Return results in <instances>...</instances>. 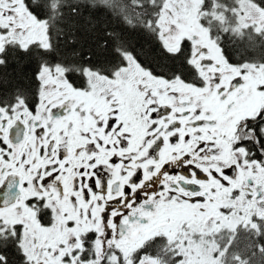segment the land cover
Returning a JSON list of instances; mask_svg holds the SVG:
<instances>
[{"label":"snow or ice","instance_id":"1","mask_svg":"<svg viewBox=\"0 0 264 264\" xmlns=\"http://www.w3.org/2000/svg\"><path fill=\"white\" fill-rule=\"evenodd\" d=\"M220 2L0 0V264H184L187 221L174 235L160 230L139 247L127 245L157 227L166 206L203 215L218 191L204 190L209 181L230 201L242 197L264 212V181H257L264 178V103L236 121L232 161L208 163L220 150L214 109L204 101L211 98L224 113L242 97L264 101V0L224 2V20L216 21L209 13ZM194 5L199 30L183 35L182 13ZM130 77L148 124L135 152L127 151L131 134L116 99ZM89 95L103 99L106 118L88 106ZM87 118L94 127L85 129ZM74 129L83 141L76 146ZM193 137L190 153L174 151V160L160 163L165 140L175 148ZM241 173L248 178L234 188ZM66 195L75 219L57 207ZM233 214L243 217L234 208L220 213ZM247 224L259 241L264 216L252 211ZM237 236L233 242L255 256L251 234Z\"/></svg>","mask_w":264,"mask_h":264},{"label":"flooded vegetation","instance_id":"2","mask_svg":"<svg viewBox=\"0 0 264 264\" xmlns=\"http://www.w3.org/2000/svg\"><path fill=\"white\" fill-rule=\"evenodd\" d=\"M244 3H247V0H243ZM249 8L251 11L255 12V8L249 5ZM217 11H219V14H216ZM209 15L212 16V18L216 21H223L224 20V13L223 9H218L217 6L212 9V12L209 13ZM202 17H197L195 23L191 25V29H187L185 27H181V34L186 35L189 33L190 30H199L198 21L201 20ZM185 20H183L184 22ZM100 85V82L97 81L94 83L93 88L94 90L98 89ZM106 86V85H105ZM102 91V89H100ZM182 91H185L186 89H181ZM193 95H196L199 99L200 96L197 93H193ZM86 99L89 101L88 106L94 107L98 114L102 115V118H106L108 113V106L104 103L103 99L98 95H89L86 97ZM116 99L119 101L120 108H121V114L120 119L125 121V131L129 132L131 134V139L129 141V146L127 151L128 152H135L136 149L140 146V144L143 142L146 135H148L147 128L148 124L145 123V119L140 118V112H142L141 108V101L142 97L136 93L135 86L131 81V77L129 78V81L125 83L122 87V90L116 94ZM167 103L168 101H163ZM261 103H264V101H261V99L258 96L253 95V97H250L248 99L241 98V101L238 102L237 107L230 113H224L223 106H217L214 101L209 98L208 100H205L203 103V107L207 110L209 108L214 109L213 111V118L216 119L217 123L213 131V135L217 137V146L219 148V153L215 157H212L211 161L208 162L210 167H215V165L218 162H223L225 165L232 161V154L230 152V141L233 140V132L235 131V123L237 120H240L245 115L251 114L255 109H257L259 106H261ZM231 116L233 119L229 121L228 117ZM182 123H187V120L182 121ZM85 129L89 125L94 127V124L92 123L90 118H87L84 121ZM77 128H79V121H77ZM197 131V129H191L189 128L187 130L188 134H191L193 132ZM201 131H204L203 129ZM185 133L182 132L181 136H183ZM75 138L70 141V143L73 146H76L78 143H83V141L79 140L78 135H76V130L74 129L73 134ZM227 137V139H224L223 137ZM199 139H211V137L207 136H201ZM196 143H198V139L193 137V139L188 143L184 144L182 141L181 143L177 144L175 148H171L167 144V140H165L164 147L160 149V163L163 164L164 162L168 160H174L172 157V152L176 151L179 152L181 149H183L184 152H191L192 149L195 147ZM150 146V145H149ZM111 153H109L110 155ZM117 155H123V153H116ZM138 155H144L143 152L139 153ZM104 153H101V159L103 158ZM78 163V161L73 162ZM151 161H148L146 164L141 165L142 167H147L148 164H150ZM118 171V169L116 170ZM248 178V174L241 173L240 176L237 178V182L233 185L234 188H239L240 184L244 182ZM258 182L264 181V178H257ZM65 191L67 194H71V173L69 174V177L65 178ZM204 190L207 191L208 188L215 187L218 189L217 195L214 198L215 203L210 205H205L206 212L209 214L211 210L218 207V211H227L232 208L236 210L246 209L250 208L255 210H258L255 208V205L251 203H244L242 204V197L240 199H237L235 201L229 200V192L219 189V185H217L214 181H209L207 185H204ZM52 199H56L55 193H53ZM79 203V201H78ZM57 207L61 209L62 212L67 211L70 213L69 218L75 219V213L72 212V206L68 203L67 195L65 196L64 200L57 201ZM196 210V208L187 206V205H170L166 206L165 209L162 212L161 218L159 220V225L157 227L153 228H146L141 230L140 234L138 236H134L132 240L129 241V244L127 247H139L140 244L144 243L145 240H150L151 236L155 235L157 231L163 230L166 228L167 224L165 223V218H168L170 222L172 221V214L173 210ZM221 211V212H222ZM259 211V210H258ZM172 212V213H171ZM256 213V212H255ZM185 214H187L185 212ZM192 215H196L193 213ZM257 216H264V212H259L256 214ZM189 218H185V221H188ZM58 223H62V220L60 217H57ZM235 230H233V233H235L239 228L241 229H251L253 231H256L255 229H252L250 227H245L243 224H239L235 226ZM191 230V229H190ZM78 231H87V226L78 229ZM228 234V232H224ZM219 234H223L222 232L218 233L215 232L214 236L206 235L208 239H212L216 242H218V239L220 238ZM63 235H66L63 234ZM190 242L194 241L197 244V249L200 250V241L203 238L202 233L200 231L195 230L194 233H190ZM211 237V238H209ZM60 238V234L57 235V239ZM195 240H194V239ZM232 237H230L231 240ZM190 242L188 245H190ZM193 248L195 246L190 245ZM152 249H155L153 246ZM181 248L183 254H187L188 252ZM182 257H184L182 255ZM187 257V256H185ZM189 258V257H188ZM190 259V258H189ZM192 260V259H191ZM190 260V261H191ZM152 264H156L155 261L152 262Z\"/></svg>","mask_w":264,"mask_h":264},{"label":"rangeland","instance_id":"3","mask_svg":"<svg viewBox=\"0 0 264 264\" xmlns=\"http://www.w3.org/2000/svg\"><path fill=\"white\" fill-rule=\"evenodd\" d=\"M197 4H198V0H197ZM197 17L198 16L196 14V5H194L191 10L182 13V19L185 21L182 23L181 27L191 29L190 26L195 23ZM191 31L192 30H190L189 33ZM218 209L219 208L216 207L213 210H211L209 214L205 212L203 215H201L197 210L179 209L172 211L173 212L172 221L167 224L164 231L167 232L168 230H171V233L174 235L177 231H179V225L185 221V218H189L187 222L190 225V229H191L190 233H194L195 235V230H198L200 231V233H202L203 236V238L200 241V250L197 249V244L194 241L190 242V245L195 246V248H193L190 245H187V247H185L186 248L185 251L188 252L187 254H183L181 248H179V252L181 253V255L184 256L182 257L184 260V264H221L222 256L226 255L225 249H222L223 252L218 251L217 248H219V243L212 239H208L205 236L206 235L214 236L215 232L224 233L227 231L228 233H230V237H232L233 230L236 229L235 228L236 225L243 224L245 227L251 226L247 224V219L248 216L252 214V211H254L253 209L246 208V209L238 210L243 213V217H238L235 214L227 217H222L220 215L222 210L218 211ZM228 211L229 210L222 212H228ZM185 212L187 214H185ZM255 212L257 214L260 211L255 210ZM193 213H195L196 215L195 216L192 215ZM242 219H243V223H241ZM213 221H220V225L218 227L214 226Z\"/></svg>","mask_w":264,"mask_h":264},{"label":"trees","instance_id":"4","mask_svg":"<svg viewBox=\"0 0 264 264\" xmlns=\"http://www.w3.org/2000/svg\"><path fill=\"white\" fill-rule=\"evenodd\" d=\"M70 2H74V0H70ZM224 2L230 3L231 0H221L220 3L214 4L213 9L217 6L218 9L222 10ZM237 233H240V236H237ZM249 234L252 236L253 248L256 252L255 256L252 255V249L245 250L243 244L234 243L232 238L230 240V233L219 234V248L217 249L220 252H223L222 249H225L226 252V255L222 256L221 264H264V253L260 251V244L264 243V236H260L259 241H257V236L259 235L257 231L239 228L235 233L232 234V237L237 236V239H240L241 236H247ZM182 249L184 250V248ZM152 250L155 251V249Z\"/></svg>","mask_w":264,"mask_h":264}]
</instances>
